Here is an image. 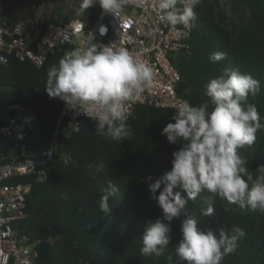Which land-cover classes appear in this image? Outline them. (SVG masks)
<instances>
[{"label":"trees","instance_id":"obj_1","mask_svg":"<svg viewBox=\"0 0 264 264\" xmlns=\"http://www.w3.org/2000/svg\"><path fill=\"white\" fill-rule=\"evenodd\" d=\"M45 2L58 6L55 15L59 21L75 17L65 13L60 4L79 7V0H1L0 12L14 21ZM102 11L96 4L76 18L93 23ZM194 11L187 46L172 55L180 73L178 95L199 106L210 99L205 85L231 66L259 82L258 93L249 95L248 100L257 106L264 123V0H202ZM215 52L225 53V59L210 61ZM64 56V50L57 51L38 66L8 54L0 65V125L14 123L15 111L10 106L16 103L31 111L34 123L20 145L10 137H0V164L22 153L42 159L51 145L65 102L49 97L47 70ZM174 114L172 107L137 106L126 120L132 136L121 142L99 136L96 122L89 117L81 120L78 131H64L66 116L62 117L56 149L45 164L47 179L37 181L24 175L7 180L32 185L25 216L16 220L14 227L19 239L36 244L38 264H186L175 248L182 239L181 221L188 214L203 231L211 229L218 235L219 228L225 227L231 235L235 226L244 230L237 249L220 264H264V213L241 209L208 191L190 200L186 213L171 222V242L163 256L141 255L145 222L162 217V209L151 198L147 177L155 180L170 170L172 153L180 147L162 135L163 127L174 122ZM238 153L248 171L258 175L264 169V129L257 131L251 146L245 145ZM109 182L120 192L109 198L113 211L105 216L99 202ZM209 204L214 206V214L203 216Z\"/></svg>","mask_w":264,"mask_h":264},{"label":"clouds","instance_id":"obj_2","mask_svg":"<svg viewBox=\"0 0 264 264\" xmlns=\"http://www.w3.org/2000/svg\"><path fill=\"white\" fill-rule=\"evenodd\" d=\"M201 2L157 0V8L162 20L189 28L196 17L194 8ZM130 3L142 6L143 0H79L77 15L82 16L99 4L103 12L121 17L122 9ZM225 55L215 52L209 59L219 62ZM152 82V68L134 58L127 48L89 42L47 70L45 88L50 98L59 97L68 108L94 120L99 136L121 142L132 136L124 103L150 89ZM258 91L257 80L228 66L221 76L205 85L209 100L199 106L183 100L174 106V122L163 127L162 135L170 144L180 147L172 153L170 170L155 180L151 175L147 177L151 198L162 209V217L145 222L141 255H164L171 242V222L185 214L188 202L204 191L241 209L264 213V169L254 177L238 153L245 145L251 146L257 131L264 129L257 106L248 100L249 95L255 97ZM119 192L112 182L104 189L99 209L105 216L113 211L109 198ZM214 211L209 204L202 215L211 216ZM198 225L189 214L181 221L182 239L175 252L186 264H220L224 256L237 249L239 237L245 235L238 226L231 235L221 227L217 235Z\"/></svg>","mask_w":264,"mask_h":264},{"label":"built area","instance_id":"obj_3","mask_svg":"<svg viewBox=\"0 0 264 264\" xmlns=\"http://www.w3.org/2000/svg\"><path fill=\"white\" fill-rule=\"evenodd\" d=\"M54 9V3H41L33 13L14 21L3 18L0 12V65L8 54H13L41 66L50 54L64 50L66 56L89 42L125 47L153 71L151 88L124 103L126 120L139 105L175 108L184 100L176 90L180 73L172 55L187 46L191 27L173 26L162 20L157 0H143L142 6L130 3L122 9L121 17L102 11L93 23L76 17L59 21ZM10 107L15 111V121L0 125V137H10L20 145L34 128L33 115L24 104ZM63 116H66L63 130L70 133L78 131L81 120L87 117L65 104L51 145L44 150L42 159L22 153L13 161L0 164V264H38L36 244L19 239L14 227V222L25 216L26 198L32 185L7 180L24 175H32L37 181L47 179L45 164L56 149Z\"/></svg>","mask_w":264,"mask_h":264},{"label":"rangeland","instance_id":"obj_4","mask_svg":"<svg viewBox=\"0 0 264 264\" xmlns=\"http://www.w3.org/2000/svg\"><path fill=\"white\" fill-rule=\"evenodd\" d=\"M57 7L55 5V9L54 10H56ZM59 7L62 8V9H64L65 10V13H67V14L74 15L75 17L76 16H79V15H77L76 8H74L72 6H68V5L62 3V4L59 5ZM17 11H19V9Z\"/></svg>","mask_w":264,"mask_h":264},{"label":"crops","instance_id":"obj_5","mask_svg":"<svg viewBox=\"0 0 264 264\" xmlns=\"http://www.w3.org/2000/svg\"><path fill=\"white\" fill-rule=\"evenodd\" d=\"M6 137V136H5Z\"/></svg>","mask_w":264,"mask_h":264},{"label":"water","instance_id":"obj_6","mask_svg":"<svg viewBox=\"0 0 264 264\" xmlns=\"http://www.w3.org/2000/svg\"><path fill=\"white\" fill-rule=\"evenodd\" d=\"M1 1V0H0Z\"/></svg>","mask_w":264,"mask_h":264}]
</instances>
